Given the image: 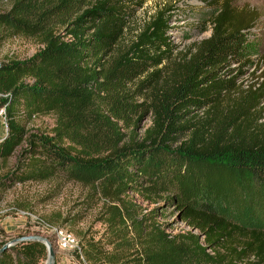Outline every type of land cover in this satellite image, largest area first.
Here are the masks:
<instances>
[{"label": "trees", "instance_id": "trees-1", "mask_svg": "<svg viewBox=\"0 0 264 264\" xmlns=\"http://www.w3.org/2000/svg\"><path fill=\"white\" fill-rule=\"evenodd\" d=\"M147 1L0 0V39L40 45L29 58L0 63V160L17 153L0 189L62 175L117 203L109 225L131 227L127 244L138 254L126 260L90 245L76 255L87 264H264V123L243 122L264 101V71L221 111L240 71L220 73L250 62L255 14L219 0L209 38L166 73L175 51L169 9L155 10L126 38ZM142 112L151 125L138 135L131 121ZM50 115L51 134L29 131ZM129 193L176 209L193 232L167 234L153 220L157 208L139 219ZM256 215L261 223L248 221ZM46 257L42 243L28 241L0 252V264Z\"/></svg>", "mask_w": 264, "mask_h": 264}, {"label": "rangeland", "instance_id": "rangeland-1", "mask_svg": "<svg viewBox=\"0 0 264 264\" xmlns=\"http://www.w3.org/2000/svg\"><path fill=\"white\" fill-rule=\"evenodd\" d=\"M237 10H247L255 14V22L247 31V40L251 50L246 58L250 62L232 64L224 67L220 75L229 79L240 71L237 76L236 89L224 96L222 112L229 110L234 104L242 100V92L255 84L264 71V0H225ZM221 1L219 0H149L138 11L130 22V32L126 38L132 36L134 31L142 25L155 10L169 9L170 30L169 38L175 46V51L165 62L166 73L170 72L179 62L180 55L192 50L193 45L209 38L214 17ZM40 45L31 38L10 37L0 39V63L10 59L23 60L31 57ZM243 65V66H242ZM166 75V74H165ZM164 76V75H162ZM147 96L146 94H143ZM142 96V97H144ZM137 103L141 99L136 100ZM258 111L253 112L243 120L246 125L264 123V101ZM204 111H193L190 116L203 115ZM151 114L142 112L132 118L134 130L142 135L144 130L151 125ZM257 120V123L255 122ZM2 120L0 119V139L3 133ZM119 127H123L121 123ZM55 126V118L41 116L34 119L29 125V131H39L51 134ZM123 129L121 132L128 133ZM23 147V144L17 149ZM15 153L7 160H0V178L12 170L16 162ZM129 201L137 206L136 216L139 219L143 215L157 208L153 216L154 222L161 224L167 234L193 232L187 224L181 220L180 213L167 206L159 199L156 203L149 202L143 197L128 194ZM111 200L102 198L100 193L94 192L91 187L67 180L60 175L43 182H26L15 184L8 189H0V228L4 244L24 236H42L46 238L55 252V264H87L80 262L76 255L80 248H88L96 245L97 248L107 253L119 254L124 259L137 256L130 244L134 235L131 227L118 229L109 225L112 216V208L117 207ZM118 205V204H117ZM261 216H250L249 222L261 223ZM263 217V216H262ZM128 226V225H127ZM63 229L71 233L77 240L75 249H61L57 244L56 233ZM197 234L196 231H194ZM15 243L12 247H17ZM129 245V246H128ZM207 253L211 254L210 250ZM225 253V252H224ZM46 259L44 260V264Z\"/></svg>", "mask_w": 264, "mask_h": 264}, {"label": "water", "instance_id": "water-1", "mask_svg": "<svg viewBox=\"0 0 264 264\" xmlns=\"http://www.w3.org/2000/svg\"><path fill=\"white\" fill-rule=\"evenodd\" d=\"M28 241H36L42 243L45 246L47 252L45 264H55V252L53 250V247L51 246L50 242L42 236L32 235V236L20 237L9 243L4 244L0 249V252L10 249L15 243H23Z\"/></svg>", "mask_w": 264, "mask_h": 264}, {"label": "built area", "instance_id": "built-area-1", "mask_svg": "<svg viewBox=\"0 0 264 264\" xmlns=\"http://www.w3.org/2000/svg\"><path fill=\"white\" fill-rule=\"evenodd\" d=\"M0 119L4 127V133L6 132L4 108H0ZM1 140V139H0ZM57 244L61 249H75L77 247V240L75 237L66 230L60 229L56 233Z\"/></svg>", "mask_w": 264, "mask_h": 264}, {"label": "crops", "instance_id": "crops-1", "mask_svg": "<svg viewBox=\"0 0 264 264\" xmlns=\"http://www.w3.org/2000/svg\"><path fill=\"white\" fill-rule=\"evenodd\" d=\"M2 123V122H1ZM3 125V124H2ZM3 129H4V127H3ZM4 134V130H3V133L1 134V135H3Z\"/></svg>", "mask_w": 264, "mask_h": 264}]
</instances>
